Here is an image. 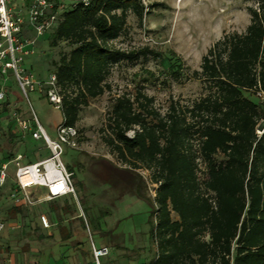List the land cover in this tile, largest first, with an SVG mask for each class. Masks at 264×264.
<instances>
[{
    "label": "trees",
    "instance_id": "obj_1",
    "mask_svg": "<svg viewBox=\"0 0 264 264\" xmlns=\"http://www.w3.org/2000/svg\"><path fill=\"white\" fill-rule=\"evenodd\" d=\"M255 2L245 31L224 34L186 76L201 80L206 95L191 105L171 99L164 113L141 89L112 99L103 142L129 171H150L156 185V255L146 264H264V131L257 133L264 104L255 96L258 86L264 92V0ZM129 12L143 18L140 0L79 2L47 32L51 46H70L53 62L66 125L75 126L80 108L111 90L114 64L160 56L112 45ZM182 72L176 57L168 73L177 80ZM140 181L137 194L146 198ZM92 225L98 229V219Z\"/></svg>",
    "mask_w": 264,
    "mask_h": 264
},
{
    "label": "rangeland",
    "instance_id": "obj_2",
    "mask_svg": "<svg viewBox=\"0 0 264 264\" xmlns=\"http://www.w3.org/2000/svg\"><path fill=\"white\" fill-rule=\"evenodd\" d=\"M140 2L144 7L143 18L140 20L129 12L126 29L112 45L123 50L148 47L160 56L148 53L147 57L139 56L133 61L120 60L112 66L107 78L111 90L80 108L75 124L78 130L77 148L66 147L62 156L64 164L73 172L76 198L67 196L65 200L42 202L16 211L10 208L8 187L0 188V220L5 226L2 234H6L1 235V239L6 240L4 244L10 253H15L17 247L24 243L45 249L51 264L59 259L68 263L72 257L79 261L80 254L74 250L76 254L72 255L70 249L71 246L76 249L79 239L73 235L68 240L60 239L58 231L65 226L77 232L84 247H88V231L81 217L88 225L95 244L100 246L103 243L109 248V255L102 259L103 264H146L155 257L156 246L150 237V230L155 223L152 211L156 185L150 181V171H129L102 140L101 129L111 109L112 99L116 95L131 94L141 89L154 98V107L161 113L166 111L171 99L177 100L180 105H191L207 91L201 80L186 76L193 70H199L202 56L224 34L245 31L250 22L247 8H256L257 4L255 0ZM69 49L65 42L51 46L48 33H45L36 38L34 53L25 58L23 66L36 78L46 79L54 71L53 62ZM176 57L183 67L182 76L177 80L168 73V65ZM7 84L13 94L20 97L19 104L23 109H27L14 79L8 80ZM28 96L47 134L53 137L54 125L62 121L61 111L48 104L37 92ZM10 125L6 122L0 124V159L5 158L2 161L10 158V150L15 155L23 154L28 161L49 155L42 140L21 137L15 132V125L10 130L15 145H9ZM132 134V130L126 133L127 136ZM9 168L13 173V166ZM140 177V186L146 198L137 194ZM32 195L39 194L35 190ZM41 213L49 218L52 224L49 229L40 226L38 216ZM96 219L100 224L98 229L92 225Z\"/></svg>",
    "mask_w": 264,
    "mask_h": 264
},
{
    "label": "built area",
    "instance_id": "obj_3",
    "mask_svg": "<svg viewBox=\"0 0 264 264\" xmlns=\"http://www.w3.org/2000/svg\"><path fill=\"white\" fill-rule=\"evenodd\" d=\"M79 2L87 6L90 0H0V123L15 124L22 136L42 140L49 151L48 156L36 161L26 160L23 154H12L8 160L0 162V188L5 187L8 179L13 182L7 199L16 207L28 208L67 196L76 198L73 173L62 161V156L66 147L77 148L78 130L63 120L56 126L53 137L47 134L28 95L37 92L48 104L61 109L56 75L52 72L46 79H38L24 68L23 63L34 53L36 38L52 30L59 15ZM11 78L26 101L27 109L23 111L8 99L7 83ZM255 96L264 104V92L259 86ZM262 124L258 134L264 131V122ZM10 165L14 168L13 173L9 170ZM39 188L45 189V193L33 196V191ZM38 218L43 228L51 227L46 214L41 213ZM85 225L90 247L87 264H103L102 259L109 255V248L97 246ZM3 229L4 223L0 221V233Z\"/></svg>",
    "mask_w": 264,
    "mask_h": 264
},
{
    "label": "crops",
    "instance_id": "obj_4",
    "mask_svg": "<svg viewBox=\"0 0 264 264\" xmlns=\"http://www.w3.org/2000/svg\"><path fill=\"white\" fill-rule=\"evenodd\" d=\"M7 86H9V85L7 84ZM8 99L12 101V104L16 105L17 109L22 110V111L24 110L23 107L19 104L20 97L18 95L13 94V90L10 86L8 89ZM4 122H6L9 125L11 123L8 121H2L0 124H3ZM13 125H15V124L11 123V125L8 126V129L10 132L8 134V136L11 135V133H12L10 130L13 129ZM15 129H16L15 132L17 131L18 133H20L21 137L29 136V135L22 136L21 132L19 131V129L16 125H15ZM8 144L9 145H15V141H14L13 136H12V143H8ZM12 154L13 153L10 150L8 152V157H10ZM2 159H5V158H2ZM2 159H0L1 160L0 162H2ZM3 161H6V160H3ZM12 185H13V182L10 179H8L7 183L5 185L8 187V190L10 189V187ZM36 191L38 192V194L45 193V189H43V188H39ZM60 199L65 200L66 197L60 198ZM56 200H59V199H56ZM10 204H11L10 208H12V209L17 208L16 206L12 205L11 202H10ZM18 208L21 209L23 207H18ZM40 226H41V224H40ZM43 229H45V228H43ZM3 231H4V229L0 233V264H51V261L49 260V255L45 254V249H40L38 246L30 247V246H27L23 243V244H21L20 247H17L15 253H10L9 250L6 249V245L4 244V242H6V240L1 239V235L2 236L6 235V234H4V235L2 234ZM58 235H59L60 239H63V240H68L69 238L72 237V235L76 236V238L79 239V241H77V243L75 244L76 249H74V247L71 246V248H70L72 250L71 254L73 255L75 252L74 250H77L76 252H78L80 254L81 258L78 261L77 258L74 259L72 257V258H70L68 263H65V261L59 259V260H56V262H53V264H87L90 261V248H89V246L86 248L84 247V243L81 240L80 235L77 232L74 233V232L70 231L67 227L64 226V227H61L59 229ZM77 239H75V240H77ZM73 240H74V237H73ZM101 245L107 246L103 243H101L100 246Z\"/></svg>",
    "mask_w": 264,
    "mask_h": 264
},
{
    "label": "water",
    "instance_id": "obj_5",
    "mask_svg": "<svg viewBox=\"0 0 264 264\" xmlns=\"http://www.w3.org/2000/svg\"><path fill=\"white\" fill-rule=\"evenodd\" d=\"M52 106V105H51ZM53 107V106H52ZM57 109V108H56ZM58 110H60V109H58ZM61 111V110H60ZM62 114V113H61ZM63 122V116H62V121L60 122V123H62ZM59 123V124H60ZM59 124H56V125H54V131H55V128H56V126H58ZM262 127H263V124H261L260 126H259V130H261L262 129Z\"/></svg>",
    "mask_w": 264,
    "mask_h": 264
}]
</instances>
